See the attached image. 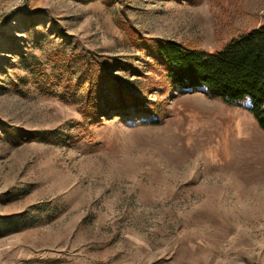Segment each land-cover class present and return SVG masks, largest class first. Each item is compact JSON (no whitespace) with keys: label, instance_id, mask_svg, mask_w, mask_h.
Masks as SVG:
<instances>
[{"label":"rangeland","instance_id":"1","mask_svg":"<svg viewBox=\"0 0 264 264\" xmlns=\"http://www.w3.org/2000/svg\"><path fill=\"white\" fill-rule=\"evenodd\" d=\"M262 22L264 0H0V264H264V130L162 86L137 43L211 52ZM99 79L143 109L85 119Z\"/></svg>","mask_w":264,"mask_h":264},{"label":"trees","instance_id":"2","mask_svg":"<svg viewBox=\"0 0 264 264\" xmlns=\"http://www.w3.org/2000/svg\"><path fill=\"white\" fill-rule=\"evenodd\" d=\"M137 43L141 44L139 51L146 47L154 62L151 66H158L162 86L184 90L200 88L208 97L227 105H244L258 127L264 130V22L227 39L211 52L167 39H139ZM100 80L89 86L93 95L87 93L81 103L85 119L97 118L107 108L143 109L138 106L142 102L140 96L133 95L119 84L114 83L109 94L105 95ZM97 94L103 104L94 98ZM143 112L156 116L153 108ZM52 135L55 131L30 132L24 135V140L50 141ZM81 136L72 137L70 143H78Z\"/></svg>","mask_w":264,"mask_h":264}]
</instances>
